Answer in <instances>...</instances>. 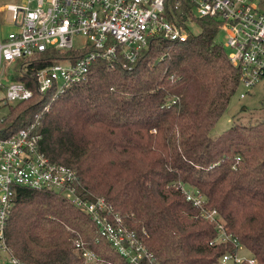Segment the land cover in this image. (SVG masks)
Segmentation results:
<instances>
[{"label":"trees","instance_id":"obj_1","mask_svg":"<svg viewBox=\"0 0 264 264\" xmlns=\"http://www.w3.org/2000/svg\"><path fill=\"white\" fill-rule=\"evenodd\" d=\"M167 11L179 25L189 21L200 32L190 25L184 43L153 40L130 69L123 61L93 63L87 79L41 115L40 151L77 172L82 195L103 197L139 234L155 264H217L234 251L231 244L211 245L218 238L215 224L180 186L198 190L227 233L264 264V122L234 123L211 137L240 88V70L216 42L219 20L196 17L188 0H168ZM82 55L50 50L39 62L12 66V80L33 95L5 108L0 138L28 126L48 103L35 89L34 71ZM78 238L106 264H128L60 194L16 189L4 240L21 264H84L73 246Z\"/></svg>","mask_w":264,"mask_h":264},{"label":"built area","instance_id":"obj_2","mask_svg":"<svg viewBox=\"0 0 264 264\" xmlns=\"http://www.w3.org/2000/svg\"><path fill=\"white\" fill-rule=\"evenodd\" d=\"M1 7L10 13L15 31L0 32V124L5 108L31 99L33 93L21 81H8V70L20 60L39 62L36 58L53 50L83 55L39 68L33 73L37 92L48 96L47 104L28 126L7 138H0V250L11 264H21L4 240V227L14 204L17 188L48 190L60 194L77 210L88 216L99 237L128 264H155L152 252L123 217L103 198H88L79 191L77 172L50 161L39 148L41 115L51 102L68 88L84 82L96 61L111 66L123 61L131 68L141 51L153 40L184 43L189 26L179 25L168 16V0H14ZM177 0V5H179ZM196 17L220 21L224 47L232 66L240 70V98L264 80V0H188ZM34 59V60H33ZM25 65H23L24 67ZM3 69V71H1ZM26 69L20 68L23 75ZM186 200L199 208L202 217L215 224L218 243L231 244L234 251L223 254L217 264H257L242 256L241 243L228 234L216 210L206 209L205 197L196 189L180 186ZM74 250L84 264H106L82 239H75ZM247 250V249H246ZM248 251V250H247Z\"/></svg>","mask_w":264,"mask_h":264},{"label":"rangeland","instance_id":"obj_3","mask_svg":"<svg viewBox=\"0 0 264 264\" xmlns=\"http://www.w3.org/2000/svg\"><path fill=\"white\" fill-rule=\"evenodd\" d=\"M15 2L14 0H0V32L2 35L15 31V27L11 23L10 13L2 10L1 7ZM191 27L193 33L200 32V28L197 25H191ZM225 39V33L219 32L216 42L224 46ZM226 51L228 53L227 49ZM1 71H3V69ZM12 75H14L13 67L8 70L7 82L12 80ZM242 91L243 89L239 88L232 97L227 111L222 115L211 131L212 138H217L222 135L225 131L229 130L234 123L251 126L264 122V80L250 91L245 99L240 98ZM240 252L242 256H250V253L246 249H241ZM0 264H11L7 253L1 250Z\"/></svg>","mask_w":264,"mask_h":264}]
</instances>
